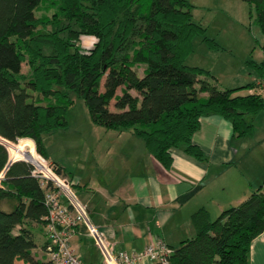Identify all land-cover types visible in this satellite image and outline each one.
Masks as SVG:
<instances>
[{
  "label": "trees",
  "instance_id": "1",
  "mask_svg": "<svg viewBox=\"0 0 264 264\" xmlns=\"http://www.w3.org/2000/svg\"><path fill=\"white\" fill-rule=\"evenodd\" d=\"M243 1L264 32V0ZM43 4L47 10L36 14ZM193 6L189 0H0V138L19 141L8 148L0 140V264H51L45 258L47 188L17 153L33 152L34 141L48 158L44 137L66 126L76 98L84 100L94 124L131 130L166 168L179 146L206 159L192 141L206 114L231 120L237 136L252 133L247 115L264 108L258 84L264 59L249 61L260 79L245 85L256 92L244 95L235 94L242 87L222 89L211 70L188 64L195 38L206 31L194 20ZM82 35L96 37L87 50L79 44ZM25 61L29 74L22 72ZM191 221L195 235L173 248L169 264H251L252 241L264 230V186L216 218L199 208ZM37 229L46 236L45 257L34 251Z\"/></svg>",
  "mask_w": 264,
  "mask_h": 264
},
{
  "label": "crops",
  "instance_id": "2",
  "mask_svg": "<svg viewBox=\"0 0 264 264\" xmlns=\"http://www.w3.org/2000/svg\"><path fill=\"white\" fill-rule=\"evenodd\" d=\"M91 40L96 39L91 35ZM193 65L207 68L199 62ZM143 69L141 66V74ZM207 69L213 71L211 66ZM259 79L258 75L253 81ZM231 87L243 89L245 84ZM241 89L235 94L244 95ZM254 92L256 88H247V93ZM247 119L254 125L252 133L237 136L231 120L217 113L202 116L192 141L206 159L200 160L179 146L172 150L173 162L168 168L131 130L102 126L90 149L74 156L75 165L52 159L49 151L48 158L72 174L78 197L115 252L142 253L158 241L178 248L183 240L195 235L191 217L196 210L205 207L216 218L264 186V108L247 115ZM38 235H43L44 244V232L37 229ZM71 244L86 264L102 262V253L85 226L73 235ZM250 263L264 264V230L252 241ZM140 264L157 263L144 259Z\"/></svg>",
  "mask_w": 264,
  "mask_h": 264
},
{
  "label": "rangeland",
  "instance_id": "3",
  "mask_svg": "<svg viewBox=\"0 0 264 264\" xmlns=\"http://www.w3.org/2000/svg\"><path fill=\"white\" fill-rule=\"evenodd\" d=\"M189 1L194 5L192 7L194 20L205 27L206 31L202 36L199 35L195 38L194 45L197 52L194 56L191 54L186 62L188 64L199 62L205 64L207 68L211 66L216 82L222 89L233 88L231 86L240 82L245 85L253 82L254 78L258 76V72L249 65V61L259 62L263 58L264 32L255 22V12L252 11L249 3L242 0L239 2L233 0ZM44 5L46 4L37 9L36 14L42 15L47 10ZM53 11L54 9H49L48 14ZM205 37L213 39L217 43V47L212 51L208 50L210 46ZM94 42L91 40V35H82L79 44L83 50H87ZM22 72L24 74L30 72L27 61L22 64ZM104 79L101 89L104 87ZM241 90H243L242 93H247L246 87ZM121 92V88H118L117 94L119 95ZM132 93L138 94L135 90H132ZM115 101L114 98L110 103L112 110L115 109ZM65 121L66 126L58 127L51 134L45 135L44 142L52 159L58 158L64 165L73 166L76 164L74 156L78 154L81 156L82 152L90 149L93 140L100 134L102 128L93 123L88 107L80 98H76L73 106L66 111ZM0 140L6 143L8 148L10 147L9 143L14 145L19 143V141L15 143L2 138ZM25 152L17 153V155L23 157ZM43 239V235H38V246L34 250L40 257H45L41 247Z\"/></svg>",
  "mask_w": 264,
  "mask_h": 264
},
{
  "label": "built area",
  "instance_id": "4",
  "mask_svg": "<svg viewBox=\"0 0 264 264\" xmlns=\"http://www.w3.org/2000/svg\"><path fill=\"white\" fill-rule=\"evenodd\" d=\"M258 84L259 91L264 93V81L259 80ZM21 159L32 165V174L47 188L45 204L48 209L46 231L49 243L45 252L51 264H86L71 244L73 235L81 226L87 228L102 253L103 260L99 264H140L144 259L169 264L174 250L162 241L150 243L142 253L115 252L104 233L91 220L89 210L76 193L73 180L60 174L54 162L41 154L35 143L33 152L26 151Z\"/></svg>",
  "mask_w": 264,
  "mask_h": 264
},
{
  "label": "water",
  "instance_id": "5",
  "mask_svg": "<svg viewBox=\"0 0 264 264\" xmlns=\"http://www.w3.org/2000/svg\"><path fill=\"white\" fill-rule=\"evenodd\" d=\"M14 161H15V160H12V159H11L10 162H9V164H11V163L14 162Z\"/></svg>",
  "mask_w": 264,
  "mask_h": 264
}]
</instances>
